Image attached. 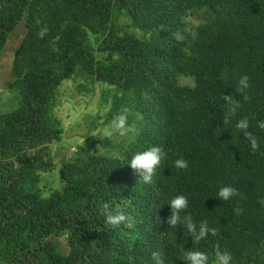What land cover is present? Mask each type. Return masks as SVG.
<instances>
[{"label":"trees","instance_id":"obj_1","mask_svg":"<svg viewBox=\"0 0 264 264\" xmlns=\"http://www.w3.org/2000/svg\"><path fill=\"white\" fill-rule=\"evenodd\" d=\"M22 23L0 264H264V0H0V54ZM66 81L101 86L115 135L56 189Z\"/></svg>","mask_w":264,"mask_h":264},{"label":"rangeland","instance_id":"obj_2","mask_svg":"<svg viewBox=\"0 0 264 264\" xmlns=\"http://www.w3.org/2000/svg\"><path fill=\"white\" fill-rule=\"evenodd\" d=\"M25 33L26 30L24 29V24L22 23L11 34L4 51L0 54V109H8L6 104L10 102L14 96L13 92L8 88V81L12 79L11 70L15 52ZM182 81L190 84L193 83L190 78H182ZM78 86L77 81H66L60 87L59 106L56 108V114L58 119L61 121L64 133L62 141L51 146L54 153L57 155L55 160L58 163V168L47 174V180L50 183L51 188H61L59 167L62 155L63 157L72 156L71 151L74 150L73 147L85 144L84 141L88 136H93L96 143V140L104 137L105 135H115V129L110 125V123L105 124L109 106L100 103L102 99L101 86H96L94 93H84V91L80 93L84 87ZM94 120L100 124V127L94 130L92 135H88L87 125L92 124ZM66 147L68 148L67 152H65L67 150ZM61 148L65 153L62 152ZM70 148L73 149L71 150ZM98 148L99 151H102L100 146ZM59 240L64 243L63 249L67 250L68 247L65 238H61Z\"/></svg>","mask_w":264,"mask_h":264},{"label":"water","instance_id":"obj_3","mask_svg":"<svg viewBox=\"0 0 264 264\" xmlns=\"http://www.w3.org/2000/svg\"><path fill=\"white\" fill-rule=\"evenodd\" d=\"M84 143L86 145V148L89 150L95 143V139L93 136H89L85 139Z\"/></svg>","mask_w":264,"mask_h":264},{"label":"clouds","instance_id":"obj_4","mask_svg":"<svg viewBox=\"0 0 264 264\" xmlns=\"http://www.w3.org/2000/svg\"><path fill=\"white\" fill-rule=\"evenodd\" d=\"M89 137V136H88ZM74 148V150H72ZM73 148H70L72 151H71V153H72V155L77 151V146H75V147H73Z\"/></svg>","mask_w":264,"mask_h":264},{"label":"bare ground","instance_id":"obj_5","mask_svg":"<svg viewBox=\"0 0 264 264\" xmlns=\"http://www.w3.org/2000/svg\"><path fill=\"white\" fill-rule=\"evenodd\" d=\"M91 150V149H90Z\"/></svg>","mask_w":264,"mask_h":264}]
</instances>
